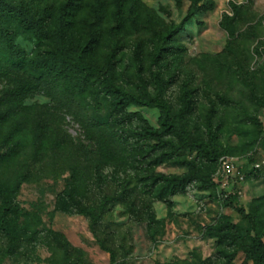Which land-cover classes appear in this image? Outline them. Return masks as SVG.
I'll return each instance as SVG.
<instances>
[{"label": "rangeland", "instance_id": "374dc122", "mask_svg": "<svg viewBox=\"0 0 264 264\" xmlns=\"http://www.w3.org/2000/svg\"><path fill=\"white\" fill-rule=\"evenodd\" d=\"M61 1L65 0H47L50 11ZM213 1V9L198 13L175 37L171 44L177 49L165 54L161 70L171 80L166 98L175 111L182 108L184 87L194 91L189 128L204 134L206 117L213 112L220 148L235 152L230 155L240 157L239 166L245 172L257 167L237 188L238 207L249 212L254 200L264 195V108L258 107L262 122L258 128L240 108L225 107L204 89L227 92L255 111L249 90L234 85L226 69L241 63L251 73L256 94L264 99V54L255 53L257 48L264 50V0ZM191 4V0H139L141 14L118 37V83L132 92L140 81L152 89L150 60L158 35L172 23H181ZM226 15L235 29L234 37L223 25ZM91 20H95L93 14ZM116 25L107 19L95 32L96 55L102 62L110 50L108 31ZM230 40L236 55L226 51ZM17 42L30 57L36 55L34 38L19 32ZM32 81L27 70L0 69V109L11 107L19 86ZM14 111L11 121L37 130L48 145L42 149L30 146L15 161L0 162L1 177L19 171L29 174L17 200L35 231L34 236L21 238L15 251L0 264H112L103 247L115 253L116 264H227L218 256L216 239L206 235L205 227L215 223L221 213L247 227L242 215L214 199L209 190L192 188L186 194L159 199L148 181L152 172H186L182 161L195 159V152L186 150L158 163L156 154L148 153L147 144L141 141L124 145L127 151H121L105 128L109 108L104 96L96 101L89 93L58 95L40 87L27 93ZM128 111L139 112L153 126L159 125L157 108L131 105ZM137 124L134 121L132 126ZM6 150L0 143V153ZM75 183L81 186L78 202L95 208L91 214L57 210L59 195ZM59 238L67 241L69 248L65 249ZM7 243L0 231V259ZM231 264H248L245 253L241 251Z\"/></svg>", "mask_w": 264, "mask_h": 264}, {"label": "trees", "instance_id": "16d2710c", "mask_svg": "<svg viewBox=\"0 0 264 264\" xmlns=\"http://www.w3.org/2000/svg\"><path fill=\"white\" fill-rule=\"evenodd\" d=\"M191 1L185 19L181 23H172L158 35L154 44L150 60L152 89L140 81L136 84L135 92H132L118 83L116 57L121 49L120 33L137 21L141 14L139 0H112L110 4L104 0H65L56 6L54 12L50 11L47 0H0V69L27 70L35 80L20 85L12 106L0 109V143L7 148L6 152L0 153V162L15 161L20 152L30 146H40L42 149L48 145L37 130L32 131L21 121H11L16 116L14 107L27 93L44 87L58 95L89 93L96 101L104 96L109 108L105 128L111 140L122 147L121 151L126 153L124 145L141 141L147 144L148 153L156 154L158 163L177 158L186 150L196 153L195 159L182 161L187 167L182 174L152 172L148 176L150 185L156 189V196L168 200L177 194H186L192 188L209 190L214 199L222 200L224 206L239 212L248 223L244 227L235 222L231 215L221 213L215 223L205 227L206 235L216 239L218 256L231 264L243 251L246 263L264 264V195L254 200L249 212L238 207V194L225 196V192L214 182V175L220 158L235 152L220 148L214 113L210 112L206 117L205 133L197 134L187 123L193 112L190 96L194 91L184 87L179 111H175L166 98L171 80L163 75L161 60L167 52L177 49L171 43L185 30L186 25L201 11L211 10L215 6L213 0ZM92 14L94 21L91 20ZM107 19L117 22V25L108 31L110 50L102 62L96 55L98 38L95 32ZM223 25L234 37L235 29L230 24L229 16H225ZM19 32L35 39L38 46L36 55L30 57L18 44ZM226 51L236 55L231 40ZM255 53L263 55L264 50L257 48ZM226 69L234 85L241 84L249 90L251 103L256 104L255 111L251 112L246 103L227 92L213 91L208 87L204 91L214 95L225 107L240 108L250 123L261 128L262 122L257 112L258 107L264 108V99L256 94L250 71L241 63L227 65ZM131 105L159 109L158 127L153 126L141 113L128 111ZM134 121L138 123L136 126H132ZM111 152L115 153L114 150ZM255 170L257 167L249 172L243 171L247 177ZM96 175L101 177L98 172ZM28 180L29 174L22 171L8 178L0 176V231L8 239L0 262L15 251L21 238L35 235L27 212L17 200L21 186ZM80 191L81 186L75 183L61 192L57 210L70 215L91 214L94 207H85L78 202ZM59 242L65 249L69 248L67 241L59 238ZM103 248L109 252L112 264H116L115 253Z\"/></svg>", "mask_w": 264, "mask_h": 264}, {"label": "built area", "instance_id": "2783aa9c", "mask_svg": "<svg viewBox=\"0 0 264 264\" xmlns=\"http://www.w3.org/2000/svg\"><path fill=\"white\" fill-rule=\"evenodd\" d=\"M239 160L240 158L230 155H224L219 160L214 182L225 192V196L238 194V186L246 179L242 166H239Z\"/></svg>", "mask_w": 264, "mask_h": 264}]
</instances>
